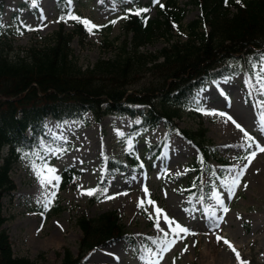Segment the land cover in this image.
Wrapping results in <instances>:
<instances>
[{
    "label": "rangeland",
    "instance_id": "rangeland-1",
    "mask_svg": "<svg viewBox=\"0 0 264 264\" xmlns=\"http://www.w3.org/2000/svg\"><path fill=\"white\" fill-rule=\"evenodd\" d=\"M176 1L179 6L185 7L186 14L182 21L183 28H178L174 34L185 39V25L198 17L200 11L193 5H187L189 0ZM158 3L145 7L149 9L145 13L148 18L156 16ZM123 4H128V0H123ZM125 8L111 0H72L71 5H66V13L62 14L56 0H38V7H33L31 0H1L0 34L3 41L10 45V56L14 58L16 52L21 51L22 54L30 46H42L60 28L66 33L74 32L78 22L71 19L56 22L71 10L73 14L97 25H106L89 34L80 23L86 32L85 37L80 38L75 34L70 41L73 57L85 67L93 65L98 58L113 56L120 42L131 37L125 29L126 19L120 18L126 15ZM41 10L46 17L43 22L40 20ZM112 20H116V23H109ZM22 25L38 30H26ZM164 45L163 40H157L144 49L154 52ZM233 62L239 64L240 72L206 84L197 91V102L206 110L231 115L264 145V129L259 123V112L253 107L256 99L264 97L255 93L250 97L249 88L244 83L246 77L253 79L254 73L259 71L260 60L255 63L241 56ZM252 63L257 65L255 69ZM139 121L138 115H106L97 122L89 112L83 121L78 122L58 124L50 118L45 120V133L56 144L42 142L41 150L36 155H28L27 158L22 155L17 159L10 171L15 189L2 198V212L6 218L3 227L9 235L14 255L27 257L35 264H59L65 249L77 255L81 237L77 217L84 215L92 218L113 210L119 214L121 224L138 247L131 246V242L119 241L109 247L89 251L82 264H146L147 260L153 259L146 250L158 252L157 245L152 241H158L163 236L155 226L153 206L146 202L150 198L170 218L197 233L177 240L172 249L163 254V259L155 258L159 264H264V153L257 154L245 172L241 186L231 199H227V191L221 187V180L229 176V169L246 163L241 160L248 153L246 148L240 147L244 143L243 134L222 117L185 110L182 117L175 120L176 124L185 130L203 128L206 136L204 145L210 153V170L203 180L208 190L203 203H200L201 198H191L186 193L187 184L194 178L188 169L196 162L198 151L178 133H172L158 156L151 161L144 159L142 150L162 140L166 130L159 124L161 128L156 132L153 130L158 126L139 137L126 136ZM157 134L162 138H157ZM129 139L132 142L131 151L127 150ZM57 147L66 151L57 155L46 151ZM5 151L6 148L3 149ZM107 157L120 159L127 165L125 171L116 172L108 178V195L118 192L127 195H118L109 200L102 196L100 200L90 202L88 195L80 194L78 186L93 188L102 177L104 159ZM33 161L38 165L46 161L58 170V174L66 166H73L83 173L75 184L58 190L57 198L47 212L37 202L38 198H42V189L32 171ZM244 184L248 187H243ZM144 186L149 189L150 196H145ZM213 190L221 194L229 209L225 214L216 208V215L224 217L219 229L211 228L209 217L204 214L206 208L215 207V202L209 198ZM140 200H145L143 208L137 207ZM160 225L165 231L168 230L162 217ZM55 232L58 233L59 244H49L48 239ZM216 234L235 247L240 253L241 262L237 261L235 253L223 240L217 241ZM185 246L188 249L186 252L183 251Z\"/></svg>",
    "mask_w": 264,
    "mask_h": 264
},
{
    "label": "trees",
    "instance_id": "trees-1",
    "mask_svg": "<svg viewBox=\"0 0 264 264\" xmlns=\"http://www.w3.org/2000/svg\"><path fill=\"white\" fill-rule=\"evenodd\" d=\"M66 2L57 0L61 11ZM152 2L129 0L128 5H122L129 6L125 8V29L131 37L120 42L113 56L98 58L85 67L77 63L70 46L75 34L85 37L80 23L75 33L60 28L42 46H30L22 54L16 52L14 58L0 34V264H35L27 257L14 255L3 227L6 218L2 198L15 189L10 177L13 163L25 153L33 156L41 149V142L56 144L45 134L48 117L63 123L83 120L87 112L97 122L106 115H138L140 121L131 127L128 137L145 134L162 123L168 133L178 132L198 150V159L189 171L194 179L187 192L205 199L208 189L203 180L210 170L205 130L181 129L175 120L186 109L197 108L198 89L239 73L234 59L244 56L254 62L260 60L264 54V0H228L227 5L225 0H189L187 5L197 7L200 14L185 25V39L174 34L183 28L186 14L185 7L176 0H165L163 7L158 5L153 18H147L144 12L135 15L128 11ZM157 40H163L165 45L154 52L144 49ZM159 149L160 143L149 145L143 155L150 160ZM104 164V174L94 187H106L109 175L126 169L121 160L110 157ZM81 175V171L65 167L59 187L74 184ZM100 198L89 196V201ZM120 220L113 210L92 218L78 216L81 237L77 255L65 249L59 264H82L89 251L122 240L137 248Z\"/></svg>",
    "mask_w": 264,
    "mask_h": 264
},
{
    "label": "snow or ice",
    "instance_id": "snow-or-ice-1",
    "mask_svg": "<svg viewBox=\"0 0 264 264\" xmlns=\"http://www.w3.org/2000/svg\"><path fill=\"white\" fill-rule=\"evenodd\" d=\"M154 3H158L159 0H153ZM228 0H225V4L227 5ZM237 3H240V0H236ZM33 7H38V0H31ZM68 5H71L72 0H67ZM163 7V5H160ZM129 12H132L135 15H140L142 12H147L149 9L147 8H138L136 10H132L131 8L128 9ZM121 19L128 18L127 15L120 17ZM46 19L44 16L43 10L40 11V20ZM69 19L81 23L85 29L89 32V34H94L93 30H99L102 27H106V25H97L91 20L87 18H81L78 15L72 13L71 10L67 12L66 15H61L56 22H67ZM109 23L115 24L116 20L109 21ZM46 27L47 25H43ZM25 27L26 30L34 31L38 29H33L30 26L22 25ZM19 32V29H17ZM22 34V33H20ZM253 69L257 67L255 63H252ZM253 79L255 83H253ZM253 79L248 77L245 78V85L249 88L248 95L250 97L253 96L255 93L257 96L264 97V54L260 56V67L259 71L254 73ZM253 107L259 112V123L262 129H264V99H256ZM197 111L202 112L205 115H214L218 117H222L225 119V122H231L235 127L243 134L244 143L240 145L241 148H246L248 150L247 155L241 157L242 161H246V163H242L241 165H237L233 169H229V176L224 177L221 180V187H223L227 191V199H231L233 195H235L236 189L241 186L242 178L245 175L248 167L252 164L253 159L257 156L258 153H264V145H262L254 136L250 135L248 131L245 130L244 127L241 126L231 115L227 114L223 111H215V110H206L203 107L199 106V102H197ZM122 135L121 133H118ZM128 151L132 150V142L131 139L128 140ZM46 151L51 152L53 155L63 154L66 149L62 147H57L55 149H47ZM29 154L25 153V158L28 157ZM36 155V154H33ZM43 159V158H42ZM203 163V160H201ZM32 171L36 176V179L42 189L41 196L42 198H38V203H41L45 212L49 210L50 205L52 202L57 198V192L60 186L61 177L58 174V170L50 166L46 161H43L41 164H36L35 161L31 164ZM141 167L143 165L141 164ZM181 173H176V175H180ZM103 175V173H102ZM215 175V173H213ZM135 179V177H133ZM243 187L247 188L248 185L244 184ZM78 191L81 195H88V196H103L105 200L114 199L118 195H127V193H116L114 195H108V188L103 187L101 184H98L94 188L84 189L82 185L78 186ZM143 192L145 196H150L149 189L147 186L143 187ZM211 200L215 202V207L206 208L204 214L209 217V225L211 228L219 229L220 223L223 221V216L216 215V208L221 210L223 213H227L229 209L226 207L225 199L222 198L221 194L215 190L212 191L211 196L209 197ZM147 204L152 205L155 213V226L158 228L159 231L163 233V236L157 241L153 240L152 243L156 244L159 251L154 252L152 249H147L146 251L150 254L153 259L147 260L146 264H159L158 259H163V254L169 252L172 247L175 245L177 240L184 239L189 235H196L197 233L193 232L188 227L180 224L174 218H170L169 215L159 206H156V203L152 199H147ZM203 203L201 199L199 201ZM189 203H191V199H189ZM145 205V200H140L137 204V207L143 208ZM162 217L164 224L168 226V230L165 231L164 228L160 225V218ZM150 218H152L150 216ZM239 218V217H238ZM183 234V235H182ZM215 234V233H213ZM169 236L172 238L170 239ZM217 241L223 240V243L227 245L236 256L238 262H241L240 253L235 249V247L224 237L216 234ZM187 246L183 249V251H187ZM241 264H247V262H241Z\"/></svg>",
    "mask_w": 264,
    "mask_h": 264
},
{
    "label": "bare ground",
    "instance_id": "bare-ground-1",
    "mask_svg": "<svg viewBox=\"0 0 264 264\" xmlns=\"http://www.w3.org/2000/svg\"><path fill=\"white\" fill-rule=\"evenodd\" d=\"M161 128V126H158V127H156V129H154L153 131L154 132H156L158 129H160ZM157 138H159V139H161L162 138V136L161 135H159V134H157ZM48 243L49 244H52V245H58L59 244V236H58V233L57 232H55V233H53L52 235H51V237H49V239H48Z\"/></svg>",
    "mask_w": 264,
    "mask_h": 264
}]
</instances>
